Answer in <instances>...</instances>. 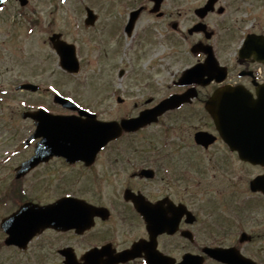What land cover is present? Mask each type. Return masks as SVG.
<instances>
[{
  "label": "flooded vegetation",
  "instance_id": "af4514ba",
  "mask_svg": "<svg viewBox=\"0 0 264 264\" xmlns=\"http://www.w3.org/2000/svg\"><path fill=\"white\" fill-rule=\"evenodd\" d=\"M136 1L127 0V7H133L126 20H117L119 34L136 37V26L146 16L150 23L142 36H152L154 30L165 42L195 37L194 45H201V51L194 54L193 65L206 61L205 45L212 48L209 85L197 86L199 97L192 103L136 133H124L88 161L53 156L18 178L17 168L41 149L39 140L35 147L1 148L0 264H231L212 255L220 250L245 264H264L258 247L264 243V194L251 189L255 180L264 181V30L255 23L247 26L251 15L233 19L230 5L224 6L222 0L204 19L196 10L208 0L192 15L168 10V0ZM138 10L129 33L126 25ZM226 14L229 19H223ZM100 16L92 26L84 19V28H95ZM188 88L177 87L174 93ZM221 90L226 98L214 97ZM150 102L116 120L137 117L160 101ZM76 103L106 121L96 109ZM52 105L48 107L55 114L80 117L78 110ZM178 112L201 114L205 120L193 126L190 144L171 138L175 129L169 119ZM150 128L162 135L163 146H117ZM197 134L206 141H197ZM88 178L96 181V187L102 182L122 187L116 194L99 191L94 196L74 195L66 189V183ZM202 183L216 186L213 192L221 205L210 196L211 200L200 197ZM29 203L35 205V216L43 211L53 226L38 231L24 245L8 244L3 220Z\"/></svg>",
  "mask_w": 264,
  "mask_h": 264
},
{
  "label": "rangeland",
  "instance_id": "374dc122",
  "mask_svg": "<svg viewBox=\"0 0 264 264\" xmlns=\"http://www.w3.org/2000/svg\"><path fill=\"white\" fill-rule=\"evenodd\" d=\"M140 2L137 0L136 4ZM203 2L168 0L166 5L168 10L175 12L180 9L192 15L193 9ZM126 4L127 0H30L29 5L22 8L16 0H10L0 15V153L1 148L24 146L34 128L29 120L21 118V113L40 104L52 108L55 92L96 109L104 120H119L132 114L133 110L138 112L142 104L149 101L155 104L174 91L173 80H177L195 62L190 49L196 38L165 42L157 38L159 34L154 30L152 36H142L150 23L146 16L136 26L137 38H128L122 32L119 34L117 20H126L125 15L133 7ZM222 4L230 5L233 19L251 15L247 26L255 23L261 27L260 31L264 30V0H222ZM86 6L101 15L100 22L90 30H86L83 24ZM223 19H229L228 14ZM34 25L35 30L31 33L29 30ZM54 32L62 33L64 40L77 46L83 64L79 74L69 75L61 69L59 57L48 41ZM121 70H125L123 77L119 76ZM25 82H33L51 91L16 92L18 84ZM118 97L124 99L123 104H118ZM135 104L138 105L136 108ZM201 116H190L188 112L173 114L169 119L173 120L175 129L172 132L174 137H171L173 141L190 144L193 126L205 123ZM154 130L146 129L123 139L117 146L161 147L163 137ZM180 156L185 155H174ZM68 184L72 185L71 189ZM68 184L66 189L74 195L87 196H94L99 191L107 195L116 194L122 187L114 188L103 182L96 187V181L91 178L82 183L73 180ZM214 187L213 184L207 186L202 183L199 195L207 196L208 200L211 197L214 204L217 201L221 205L213 192ZM260 246L264 257V243Z\"/></svg>",
  "mask_w": 264,
  "mask_h": 264
},
{
  "label": "water",
  "instance_id": "95a60500",
  "mask_svg": "<svg viewBox=\"0 0 264 264\" xmlns=\"http://www.w3.org/2000/svg\"><path fill=\"white\" fill-rule=\"evenodd\" d=\"M3 0H0V5ZM22 4L25 5L27 2L21 0ZM217 0H209L208 5L197 11L198 14L204 16L210 9H213V5ZM96 19L93 11L88 9V20L87 23L93 24ZM136 16L132 17L130 26L132 27ZM60 35H55L51 38L54 48L58 52L61 58V66L71 73L79 71V63L76 59L74 47L67 44L60 39ZM262 42V41H261ZM264 47V43H263ZM207 64L196 66L192 69L187 70L181 81V85H187L191 83H202V79L208 75ZM209 80H206L205 84ZM23 88L32 91H37L39 87L35 86H24ZM197 94L194 91L186 92L182 95H174L164 100L156 108L141 113L139 118L124 120L121 124L117 122L102 123L97 121L94 117L88 115L87 119H78L76 117H61L53 116L40 111L34 114H26L24 117H31L37 120L38 129L35 137H42V141L39 144L41 150L37 152L36 157L34 156L30 161L26 162L20 169L21 173L24 174L41 161H46L52 156H64L70 162L78 160L88 161L89 156H94L99 149L105 146L108 142L117 139L123 131L131 132L137 131L138 129L148 125L151 122L157 121L158 117L165 113L169 109H174L182 105L184 102H189ZM217 98H226V92L222 91L217 94ZM56 102L67 108H73L74 105L70 100L64 99L60 96H56ZM207 108L211 110L210 104H207ZM250 155H246L249 157ZM257 181L253 184L254 189ZM264 189V188H263ZM264 191V190H263ZM32 206L25 207L21 211L6 222L4 226L11 234V240L14 242H23L29 239L38 230L45 227L53 226L52 222L48 220V217L41 214L40 220L35 222V213ZM23 229H30L22 231ZM22 231V232H21ZM25 233V234H24ZM213 256L224 262L231 264H243L237 259H232V256L228 255L226 251H213Z\"/></svg>",
  "mask_w": 264,
  "mask_h": 264
}]
</instances>
